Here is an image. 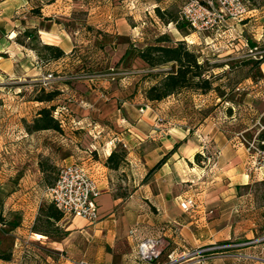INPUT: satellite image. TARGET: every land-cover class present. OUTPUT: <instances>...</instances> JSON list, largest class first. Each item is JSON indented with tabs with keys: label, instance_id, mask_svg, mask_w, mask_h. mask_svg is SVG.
<instances>
[{
	"label": "crops",
	"instance_id": "0c3cea01",
	"mask_svg": "<svg viewBox=\"0 0 264 264\" xmlns=\"http://www.w3.org/2000/svg\"><path fill=\"white\" fill-rule=\"evenodd\" d=\"M84 3L85 0H4L0 9V79L30 76L33 80H45L46 88H56L61 93L59 97L70 102L61 110L74 109L81 118L78 125L94 120L101 133L116 135L126 145V162L135 166L142 177L124 205L125 226H130L128 233L136 227V234L129 235L123 242L113 239L116 238L117 225L113 209L117 200L110 194L109 170L103 168L102 175L97 180L94 178L101 192L97 199L100 220L95 227L105 229L114 243L108 249L114 246L116 254L121 255L113 257L109 251L93 260L94 264H134L137 243L149 236H160L164 240L158 264L166 263L170 254L178 259L175 264H264V204L250 202L243 192L250 183L264 182V170L246 171L248 154L242 145L230 140L224 131L213 130L210 122L207 124V140L203 142L187 138L180 128H171L162 136L156 127L162 120L158 107L142 98L145 103L139 113L140 109L136 110V102L127 95L126 87L116 89L112 86L110 91L104 85L101 92L90 87L86 90L80 85L83 81L80 76L51 80L52 66L59 72L66 70L69 54L76 45L94 39L93 30L85 28L90 25L78 16ZM33 8H39L41 16L31 14ZM253 20L259 27L252 36L256 41L264 42V16L257 15L256 10L250 11L246 19L235 26L237 30H244ZM233 24L229 22L227 26ZM26 29H36L42 44L59 47L65 57L41 62L36 52L26 46L28 43L19 41ZM239 48H245L247 52L260 48L259 52L264 56V45H225L224 54H231ZM118 50L124 55L126 44L119 45ZM262 66L264 63L259 65L264 74ZM30 72L33 74L28 75ZM49 76L51 78L46 79ZM65 82L74 88H69ZM5 110L14 116L9 121L0 118V233L8 229L10 234L27 235L34 243L47 244L62 252L68 237L83 233L87 222L78 218H61L54 225L64 232V236L51 240L45 235L47 230L41 228L39 222L46 219L44 211L50 203L44 196H35L36 186L21 184V178L29 179L30 173L42 178L37 168L41 153L35 144V138L41 132H25L19 119V108L0 106V112ZM250 119L258 121L254 117ZM252 128L250 125L246 131ZM103 145L101 140L98 147L104 151V158L120 147V144L116 147H110L108 143ZM206 145L207 153L218 152V156L204 181L200 169L195 168L194 157ZM168 153L167 159L150 173ZM30 162L35 170H30ZM189 197L195 198L198 206L193 211H184L179 203ZM222 245L230 247L211 253L209 258L207 254L186 256L201 248ZM2 263L8 264L0 260Z\"/></svg>",
	"mask_w": 264,
	"mask_h": 264
},
{
	"label": "rangeland",
	"instance_id": "374dc122",
	"mask_svg": "<svg viewBox=\"0 0 264 264\" xmlns=\"http://www.w3.org/2000/svg\"><path fill=\"white\" fill-rule=\"evenodd\" d=\"M247 1L249 12L256 10L257 15L264 16V0ZM181 6L182 0H128L121 3H115L113 0L111 2L85 0L84 7L79 9L78 16L84 23L90 25L85 28L93 30L94 39L91 42L84 40L76 45L69 54L66 70L59 72L52 66L50 68L53 74L51 80L56 77L62 79L64 76H67L66 78L80 76L83 78L80 85L86 90L90 87L92 90L98 89L101 92L104 90V85L109 90L112 86L116 89L126 87L129 91L127 95H130L136 102L134 106L136 110L140 109L139 113H141L142 105L145 103L144 100L142 101L144 90L151 84V81L146 78L150 70L134 60H131L129 65H118L123 56L118 46L125 43L126 50L131 45L141 48L153 44L157 38L167 34L174 39L185 41L197 51L202 60L214 66L208 72V77L210 76L213 87H217L218 90H212L207 94L183 91L160 102H152L151 106L158 107L161 112L162 120L156 126L158 127L157 133L160 132L164 136L171 128H180L187 138L201 139L203 142L207 140V124L210 122L213 130L224 131L230 140H236L239 133L246 138L252 137V133L256 132L259 127L258 121L264 124V74L259 67L254 66L255 59L253 55H250L252 53L261 54L260 48L251 49V53L245 48L244 50L239 48L231 54H224V48L225 45L228 47L264 45V42L256 41L252 36L257 33L259 24L253 20L244 30H237L234 23L232 26L222 27L217 32L206 34H197L189 27L179 32L174 23L159 19L154 12L155 8H159L180 19ZM19 39L29 44L23 35ZM30 46L39 47L38 45ZM31 74L33 72L28 75ZM1 79L0 106L19 108V119L27 132L25 126L32 123L35 113L48 106V104L34 101L40 87L44 86L43 83L46 81L33 80L30 76L19 79L1 77ZM64 84L68 85L69 82ZM68 87L73 89L74 85H68ZM68 103L70 102L61 97L52 103L59 107L56 117L62 121L63 132L45 131L42 133L41 131V134L35 138L36 148L41 153L37 168L41 172L40 162L53 167L49 173L41 172L42 178L40 179L37 174L33 175V173H30L29 179L21 178V184L27 183L37 187L35 196L45 197L46 188L54 182L58 169L64 165L77 164L87 171L89 176L97 180V177L102 175L103 168H106L102 154L104 151H101L98 145L101 144V140L106 145L110 140L117 138L116 135L112 136L104 131L101 133L94 120H91L89 124L78 125L77 122L81 118L74 113V109L72 111L68 108L61 110V107L67 106ZM72 104L77 105L75 102ZM13 116L7 114L6 110L3 113L0 112V118L4 121H9ZM252 117L257 118L258 121L256 119L249 121ZM250 125H253V128L246 131ZM118 148L126 150L122 146L115 149ZM200 152L198 161L195 160L194 164L195 168L201 171V179L206 181L207 172L214 166L215 160L212 154L207 153V145L202 147ZM5 164L9 163L5 162ZM31 164L32 162L29 168L32 171L35 166ZM137 171L138 169L130 166L128 162H125L117 171L109 170L110 194L113 199L117 200L113 209L114 218L117 221L116 238L113 239L119 242L125 241L129 236L130 226H125L127 221L123 220L124 205L142 179ZM243 192H246L250 202L264 204V182L250 183L244 187ZM138 200L141 201L140 198ZM139 214L140 210L137 209V215ZM99 220L92 223L87 222L83 233L68 237L62 252L47 244L34 243L27 235L10 234L6 229L0 233V255H11L8 264H73L81 260L94 264L93 260L109 251L113 257L119 258L121 254L119 252L116 254L114 246L111 250L108 249L109 245L114 244L111 243L112 238L106 235L105 229L95 227ZM39 226L48 231V238L51 240H59L64 236V232L59 227L49 224L45 219H41ZM120 247L123 246L120 245Z\"/></svg>",
	"mask_w": 264,
	"mask_h": 264
},
{
	"label": "trees",
	"instance_id": "16d2710c",
	"mask_svg": "<svg viewBox=\"0 0 264 264\" xmlns=\"http://www.w3.org/2000/svg\"><path fill=\"white\" fill-rule=\"evenodd\" d=\"M113 1L121 3L128 0ZM30 12L33 15L41 16L39 8H33ZM154 12L159 19L174 23L175 28L179 32H183L188 28L184 21L178 19L177 16H173L170 12L162 11L159 8H155ZM23 36L29 41L27 46L36 52L41 62L57 61L65 57V53L59 47L42 44L38 39L36 29H26ZM30 45H38L39 47ZM131 60L137 61L150 70L146 74V78L151 81V84L144 90V98L149 102H160L183 91L207 94L212 90H218L217 87H213V81L210 76L208 77V72L214 66L202 60L197 51L187 45L185 41L174 39L167 34L157 38L153 44L145 45L141 48L132 45L128 46L118 65H129ZM262 62L264 61H255L254 66L259 67ZM60 95V91L56 88L48 89L43 85L40 87L34 101L48 104V106L39 109L35 113L32 123L25 126L28 133L41 131L63 132L62 121L56 117V113H59V107L52 105L53 101ZM169 155L170 153L165 155L155 165L154 169L158 168ZM126 156V150L115 149L105 158L104 165L109 170L117 171L125 164ZM194 158L198 161V154ZM39 167L43 173H49L53 170L51 165L42 162L39 163ZM44 216L46 217L45 221L52 225L62 218L61 213L52 204L48 205L44 211ZM44 233L48 236L47 231ZM10 258V254L0 255V260L6 262Z\"/></svg>",
	"mask_w": 264,
	"mask_h": 264
},
{
	"label": "built area",
	"instance_id": "2783aa9c",
	"mask_svg": "<svg viewBox=\"0 0 264 264\" xmlns=\"http://www.w3.org/2000/svg\"><path fill=\"white\" fill-rule=\"evenodd\" d=\"M4 0H0V9ZM247 0H182L179 17L190 29L197 34L213 33L228 25L229 22L240 23L248 13ZM251 53V50L249 51ZM255 61H264V56L252 53ZM257 56V57H256ZM264 63V62H262ZM51 78V76L46 79ZM58 112L56 113V115ZM258 129L250 138L239 133L236 142L242 145L247 154L246 171L248 173L264 170V124L258 121ZM118 144L126 149V145L117 138L108 142L110 147ZM218 152L212 154L216 159ZM209 159V158H208ZM45 197L62 215L68 220L78 218L92 223L98 219L97 199L100 196V189L95 179L88 175L82 167L77 164L64 165L58 169L56 179L46 188ZM179 206L184 211H193L198 204L195 198L189 197L180 201ZM136 234V227L129 231V235ZM164 247V240L160 236L144 237L135 249V260L137 264H158ZM230 247L226 245L201 248L190 253L187 257L197 254H207V258L213 252L224 250ZM177 258L168 255L166 263L175 264ZM75 264H89L85 261H78Z\"/></svg>",
	"mask_w": 264,
	"mask_h": 264
}]
</instances>
